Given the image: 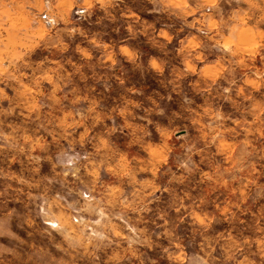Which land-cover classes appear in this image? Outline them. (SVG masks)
Returning <instances> with one entry per match:
<instances>
[{
  "label": "rangeland",
  "instance_id": "rangeland-1",
  "mask_svg": "<svg viewBox=\"0 0 264 264\" xmlns=\"http://www.w3.org/2000/svg\"><path fill=\"white\" fill-rule=\"evenodd\" d=\"M0 264H264V0H0Z\"/></svg>",
  "mask_w": 264,
  "mask_h": 264
}]
</instances>
